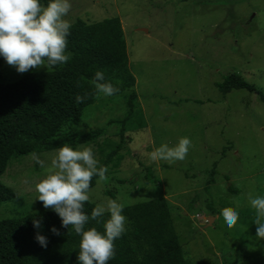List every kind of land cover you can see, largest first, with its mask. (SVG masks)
I'll use <instances>...</instances> for the list:
<instances>
[{
  "label": "rangeland",
  "instance_id": "obj_1",
  "mask_svg": "<svg viewBox=\"0 0 264 264\" xmlns=\"http://www.w3.org/2000/svg\"><path fill=\"white\" fill-rule=\"evenodd\" d=\"M71 4L70 23L119 18L135 77L131 101L129 92L97 96L80 120L60 129L74 141L87 136L74 149L90 147L99 164L113 152L107 179H97L89 202L126 206L164 197L187 262L264 264V240L255 237L256 213L248 202L249 195L264 196V103L254 92L223 94L214 86L235 72L264 93V0ZM48 69L18 73L0 57V80ZM181 137L192 142L183 161L149 160L155 148L174 146ZM35 153L48 165L55 150ZM45 175L31 154L12 157L2 182L16 197L0 203V220L48 210L35 199V185ZM224 208L239 214L231 229L220 215Z\"/></svg>",
  "mask_w": 264,
  "mask_h": 264
},
{
  "label": "trees",
  "instance_id": "obj_2",
  "mask_svg": "<svg viewBox=\"0 0 264 264\" xmlns=\"http://www.w3.org/2000/svg\"><path fill=\"white\" fill-rule=\"evenodd\" d=\"M41 3L46 5L47 0ZM71 25L66 48L69 60L65 64L27 73L15 81L0 80V203L16 197L12 188L2 182L12 157L55 150L66 142L74 148L89 141L84 135L74 141L59 133L64 123L80 120L83 110L96 100L92 85L96 71H102L105 80L118 89L112 96L129 92V101L135 98V77L129 69L119 18L90 23L77 18ZM214 86L223 94L233 89L254 92L264 103L262 90L235 72L224 75ZM77 94H86L87 99L76 104ZM112 155L113 152L100 165H107ZM97 179L93 176L90 188ZM153 179L150 176L148 181ZM231 187L233 192H239ZM95 206L85 202V213L90 214ZM123 214L127 218L126 231L114 241L115 256L108 264H193L183 257L164 197L126 205ZM107 218L106 212L100 223L89 220L85 228L103 232V220ZM34 219L40 220V229L33 227ZM52 226L62 235H54L49 230ZM37 232L47 238V247L37 243ZM79 239L71 226L68 230L61 227L60 218L50 209L1 219L0 264H78Z\"/></svg>",
  "mask_w": 264,
  "mask_h": 264
},
{
  "label": "clouds",
  "instance_id": "obj_3",
  "mask_svg": "<svg viewBox=\"0 0 264 264\" xmlns=\"http://www.w3.org/2000/svg\"><path fill=\"white\" fill-rule=\"evenodd\" d=\"M71 7V0H47L46 5L41 0H0V57L18 73L65 64L69 60L66 48L72 27L65 17ZM92 85L98 97L112 96L118 90L105 80L102 71L94 73ZM86 99V94H77L74 103L80 104ZM191 144L188 137H181L171 147L161 144L148 154L149 160L157 165L160 161H183ZM31 160L46 172L35 185V199L58 215L61 227L68 230L71 226L80 237L78 264H108L115 256L114 241L126 231L124 206L109 200L106 205L95 206L90 214L84 211L93 176L99 181L106 180L108 167L99 164L90 147L74 149L68 144L55 149L48 165L35 152ZM248 202L256 213L255 237L264 240V196L249 195ZM106 212L108 218L103 220V232L95 227L85 228L89 220L100 223ZM220 215L228 229L239 219L238 212L229 208L222 209ZM32 223L35 229L41 228L40 220L34 219ZM49 230L54 235H62L55 226ZM35 240L41 247H47V238L39 232Z\"/></svg>",
  "mask_w": 264,
  "mask_h": 264
},
{
  "label": "water",
  "instance_id": "obj_4",
  "mask_svg": "<svg viewBox=\"0 0 264 264\" xmlns=\"http://www.w3.org/2000/svg\"><path fill=\"white\" fill-rule=\"evenodd\" d=\"M211 218H212V217L208 218L207 225H210Z\"/></svg>",
  "mask_w": 264,
  "mask_h": 264
}]
</instances>
